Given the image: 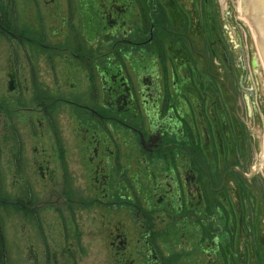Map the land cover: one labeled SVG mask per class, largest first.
<instances>
[{"label": "flooded vegetation", "instance_id": "1", "mask_svg": "<svg viewBox=\"0 0 264 264\" xmlns=\"http://www.w3.org/2000/svg\"><path fill=\"white\" fill-rule=\"evenodd\" d=\"M0 40L14 109L48 137L42 195L23 148L10 166L49 264H82L84 237L99 264H264V95L220 0H0Z\"/></svg>", "mask_w": 264, "mask_h": 264}, {"label": "rangeland", "instance_id": "2", "mask_svg": "<svg viewBox=\"0 0 264 264\" xmlns=\"http://www.w3.org/2000/svg\"><path fill=\"white\" fill-rule=\"evenodd\" d=\"M220 4L228 7L234 27L242 35L243 40L248 42L251 60L254 63V69L257 72L260 83V91L264 95V64L256 40L249 31L245 20L244 0H220ZM5 53L6 51L0 40V259L6 261L7 264H39L40 260L46 259L47 264H49L51 259L46 256L51 253L50 246L52 241L55 242L53 240L55 237L53 235L50 236V232L47 230L46 233H42L46 239L45 243L41 239L43 236L39 235L38 229L35 228L33 219H29L26 215L22 216L16 210V201L20 197L18 186L21 175H19L16 167L10 166L11 151L13 150L15 156H17L19 147L23 148L26 159L24 161L26 169L23 180H30L31 186L29 190L32 193L36 196L37 194L42 195V192H45L46 185L42 180H39L38 171L33 166L34 160H37L34 148L46 147L49 143L48 137H38L39 134L34 132L33 129L35 126L32 123H22L21 116L14 109L17 105L12 103L13 95L8 94L7 79L4 73ZM261 99L264 101V98ZM7 102L9 103V109L12 108L11 110H6ZM262 116L264 117V113ZM59 129H61L62 133H65L67 130L66 124L60 122ZM254 130L260 135V145L264 149V122L260 121V123H257L254 126ZM258 157H260V164H264V157ZM2 205L5 210H2ZM41 215L44 216L47 223L52 224L50 210L42 211ZM84 238L89 243L87 245L89 251L87 249L82 255V264H99V256L102 253L100 243L96 239ZM58 262L60 264L65 263V261Z\"/></svg>", "mask_w": 264, "mask_h": 264}, {"label": "water", "instance_id": "3", "mask_svg": "<svg viewBox=\"0 0 264 264\" xmlns=\"http://www.w3.org/2000/svg\"><path fill=\"white\" fill-rule=\"evenodd\" d=\"M248 29L254 39L264 43V0H244Z\"/></svg>", "mask_w": 264, "mask_h": 264}, {"label": "bare ground", "instance_id": "4", "mask_svg": "<svg viewBox=\"0 0 264 264\" xmlns=\"http://www.w3.org/2000/svg\"><path fill=\"white\" fill-rule=\"evenodd\" d=\"M245 20L247 21V17H246ZM256 44L258 45V48H259V51H260L261 57H262V62L264 64V43L259 42V41L256 40Z\"/></svg>", "mask_w": 264, "mask_h": 264}]
</instances>
